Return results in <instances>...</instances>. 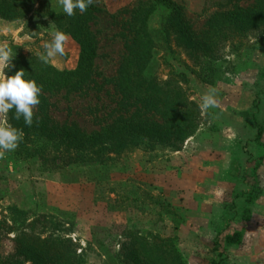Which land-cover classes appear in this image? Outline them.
Listing matches in <instances>:
<instances>
[{
    "label": "trees",
    "instance_id": "1",
    "mask_svg": "<svg viewBox=\"0 0 264 264\" xmlns=\"http://www.w3.org/2000/svg\"><path fill=\"white\" fill-rule=\"evenodd\" d=\"M249 1L227 0L196 29L184 5L176 0H137L113 16L115 22L121 14L127 17L118 22L112 36L121 43V50L112 74L107 75L97 64L102 55L96 3L83 14L77 9L74 16H67L58 0H0V19L22 22L26 31L20 34L24 43L11 42L14 67L5 69V74L12 76L23 68L25 79L43 86L31 127L22 117L14 118L15 109L7 114V122L22 129L24 136L14 151L0 158V164L8 162L14 168L12 172L0 168V208L20 187L15 172L22 165L32 184L46 176L48 181L60 176L62 183L72 185L85 179L82 172L98 174L108 181L93 183L101 188L98 202H105L109 212L123 214L133 209L150 220L149 229L130 224L120 233L99 238L102 264H191L180 245L185 240L199 241L190 229L206 220L212 240H200L205 244L200 245L197 256L201 261L195 264H222V245L243 243L242 232L226 231L239 218L247 221L251 206L264 194V88L258 78L253 102L240 110L228 108L220 122L211 111L202 114L189 85L194 76L200 84L216 87L226 75L235 74L248 52L264 48V0L246 5ZM37 19L69 34L78 48L74 67L61 69L52 61L45 64L39 59L41 53L23 54L36 37L30 33L39 32ZM104 57L110 61V55ZM163 67L169 72L166 77L160 72ZM103 93L108 103L102 101ZM73 95L102 101L98 104L107 114L96 109L98 129L87 131L76 122L53 117L57 98ZM238 118L239 124L233 120ZM220 124L230 126L235 137L227 141L232 160L220 186L222 202H217L210 216L195 201L183 205L155 195L148 167L144 180L141 175L122 174H117L119 180L111 179V168H124L135 153L141 154L145 165L168 163L203 128L225 139ZM105 183L115 186L109 194L103 189ZM39 197L34 190L25 196L23 209L10 204L11 214L3 210L0 264H89L90 254L71 237L80 221L81 204L68 200L67 206L56 209L49 200L60 202L58 197L50 192L43 202ZM6 241L13 245L9 253L4 251Z\"/></svg>",
    "mask_w": 264,
    "mask_h": 264
},
{
    "label": "rangeland",
    "instance_id": "2",
    "mask_svg": "<svg viewBox=\"0 0 264 264\" xmlns=\"http://www.w3.org/2000/svg\"><path fill=\"white\" fill-rule=\"evenodd\" d=\"M137 0H99L97 4V8L99 9V12H97V16L99 17V24L97 25V30L99 28L100 32V40H101V57L97 61V64L102 68L105 74L111 75L114 66L115 61L118 59V53L121 50V43L118 41L112 40V36L118 31V22L121 21L122 18H126L127 16L124 14H121L120 17L117 18V21L113 20V16H116L118 12H123V9L128 7L131 8L134 3ZM179 3H182L185 7V10L188 14V16L193 20L194 25L196 29H201L207 18H209L215 11L219 9L220 6H222L224 3L226 4L227 0H176ZM253 1V0H252ZM252 1L246 2V5H250ZM39 25V32L38 33H30L34 37L33 43L31 45L25 46L23 50V54L25 56L42 53L44 52L43 44L45 42H48L51 40L52 36L51 34L56 31L49 23V21L45 20H38ZM25 33V25L22 22L17 23H10L6 21H2L0 19V44L7 45L11 48V42L15 41H21V43H24V40L20 39V34ZM258 48V47H257ZM12 49V48H11ZM78 48L73 43V41L70 39L68 44L65 47V53L60 56L58 55L52 60V63L61 69L67 68V67H74L78 52ZM232 53V52H231ZM104 55H110L109 62L104 57ZM185 57L182 55L181 59H184ZM114 61L112 62V60ZM264 70V48H258L254 51L248 52L247 57L245 61L238 65L237 70L235 74H229L227 76L231 75H238L237 77H240L239 79H231L230 86L237 90L238 93L236 95H225L221 93V87L220 84L216 86L218 89V99L222 102L229 101L233 102L234 106L241 105L242 100L246 101V97L254 96L253 86L255 84V81L260 78L261 81V88H264V76H262ZM161 75L163 77H166L168 75V71L163 67L162 70H160ZM226 76V77H227ZM225 77V78H226ZM240 86V88H239ZM237 87V88H235ZM190 93L192 94V97L194 100L198 102V104L201 105L202 95L207 91L208 86L200 84L194 76H191V82L189 85ZM240 89V90H239ZM106 94L103 93L101 97L103 98L102 101L108 103L109 101H106ZM95 96L86 97V96H80V95H73L70 97L66 96H60L57 98L58 102L56 105V108H53L52 115L54 118H56L59 121H73L78 123L83 129L87 131H93L95 129H98V126L95 124V118L98 116V109L104 110V112L107 114L105 109H102V106L99 104L100 102L98 99L95 100ZM226 99V100H225ZM99 103V104H98ZM246 103L244 102V106ZM224 110V106L222 107ZM97 109V110H96ZM222 109L210 108L208 109V112H212L213 117L216 118L218 116V113L220 111L223 112ZM217 120V119H216ZM218 121V120H217ZM210 126H214L213 123L209 122ZM220 129L224 131L225 128H222L223 125L220 124ZM204 133V132H203ZM202 133V134H203ZM207 136L205 138H202V143L208 144V145H215L220 140V137L215 135H210L209 132H207ZM212 139H211V137ZM225 140V139H224ZM224 144V143H223ZM225 144H229L228 142H225ZM166 165L164 162H157L153 165H148L143 163V158L141 154L135 153L133 156L130 157L128 162H126L124 168H119L117 166H114L111 168L110 172L113 174L114 178H111L113 180H119L121 177H119L117 174H122V176H133V175H141L139 178L141 180L143 179V173L146 171V167H148L150 170H152V174H154V169L159 167H163ZM6 166V168H5ZM1 170L4 168V171H8L7 168L12 172L13 166L11 164H8V162H2L0 164ZM25 166L22 165L20 168H17L15 172V178H17L18 181H20L21 185L16 190L12 198H9L2 202L3 208H0V219L2 217V214L4 211L8 210L7 208L10 206V204L15 205L18 209L24 208V202H25V196L35 190V192L40 196L39 202H43L45 199L46 193L50 192L53 196H56L60 199L59 201H54L53 198L50 199V203L52 207H56V209H61V205L67 206L66 201H71L74 203H80L81 206H79V224L72 228V235L71 237L74 239V241H78L82 248L87 251L90 256H88L89 264H100L98 263V252L101 251L100 247L98 246V239L104 238L105 236H111L113 233H120L122 230L117 229L115 225H112L115 221H118L119 219H114L109 215H106L108 212L107 205L105 202H98V188L101 191V188L98 187L97 184H93L95 182H98V180L101 181H107V178L103 176H98V174H91V173H81L80 175H87L84 180H82L80 183L72 184V185H66L62 183L60 176H55L52 181H48L50 178L49 176H46L45 178L36 179L35 184H32L30 181H27L26 178L28 176V172L24 170ZM37 168H33L35 170ZM13 174V173H11ZM58 177V178H57ZM60 177V178H59ZM81 179L83 177H80ZM145 178V177H144ZM70 179V178H69ZM146 179V178H145ZM92 181V182H89ZM110 181V180H109ZM108 182V181H107ZM111 183H105L103 186V189L105 193L109 194L108 191L111 190V188H114L115 186L109 185ZM155 185V184H154ZM121 188H116L115 190L119 193ZM154 194L155 190L153 191ZM115 198V197H113ZM38 202V204H39ZM56 203V204H55ZM55 204V205H54ZM35 207V206H34ZM33 207V208H34ZM37 207V205H36ZM59 207V208H58ZM36 210L40 208H35ZM4 210V211H3ZM206 210H211L210 208H207ZM73 214V211L70 210ZM135 210H131L128 212V214L132 215V220H137V218H140L141 223L144 221L137 212H134ZM8 212L12 213V210H8ZM10 213V214H11ZM139 216V217H138ZM147 220V219H146ZM114 221V222H113ZM138 222V221H136ZM206 221H204L205 223ZM115 224V223H114ZM201 236L203 237V241L205 240H211L210 239V233H203V231L200 232ZM201 238L199 241L196 239L193 241L186 240V243L182 245V250L186 258L191 262V264H195L196 262H200V257L197 256V251L201 248L200 245H204L205 243ZM197 242V243H196ZM12 242L6 241L4 245V251L5 253H9L12 251ZM200 247V248H199ZM102 252V251H101ZM196 261V262H195Z\"/></svg>",
    "mask_w": 264,
    "mask_h": 264
},
{
    "label": "crops",
    "instance_id": "3",
    "mask_svg": "<svg viewBox=\"0 0 264 264\" xmlns=\"http://www.w3.org/2000/svg\"><path fill=\"white\" fill-rule=\"evenodd\" d=\"M237 76L224 77L220 84V94L224 92L225 95H236L238 93L229 84L231 79L236 78L241 80ZM253 99L254 96L246 97V101L242 100L240 107L234 106L233 102H229L226 99L224 102L219 100L220 104L217 108L222 110L223 106L225 108L223 112L220 111L218 113V116H216L217 120L223 122L228 115L226 112L228 108L240 110L244 107V102L248 106L253 102ZM233 120L237 124L242 121L240 118ZM206 130L203 128L195 138L188 141L182 151L172 154L170 161L166 165L161 168H155L154 174L149 176V178L152 177L155 180L156 195H161L172 202L174 201L183 205L195 201L197 206L201 205L202 213L205 216H210L217 202H222L220 198L222 196L220 193L222 187L220 186L225 183L223 177H226L232 160V149L225 142L233 139L235 133L231 130L230 126L225 127V140L223 137H220L218 143L208 145L202 143V138H205L208 134ZM207 208L211 210H206ZM109 214L115 220L119 219L118 221H113L115 224H112L117 229L121 228V230H124L132 226L138 229L150 228V220H146L141 216L144 220L142 223L140 218H137L136 221L138 222L134 221V219L132 220V215L128 213L120 214L108 211L106 215ZM206 225L207 220L202 225L191 227V234L202 239L203 237L200 232L203 231V233H210V239L212 240L211 231H209ZM234 232L243 233V243L241 246L232 247H225L223 244L225 261L222 264H264V194L251 206V214L247 221L239 218L226 231L228 234ZM188 241H193V239ZM185 243L186 240L181 243V249ZM98 263L102 264L99 256Z\"/></svg>",
    "mask_w": 264,
    "mask_h": 264
},
{
    "label": "clouds",
    "instance_id": "4",
    "mask_svg": "<svg viewBox=\"0 0 264 264\" xmlns=\"http://www.w3.org/2000/svg\"><path fill=\"white\" fill-rule=\"evenodd\" d=\"M67 16H74L78 9L80 14L86 12L89 6L98 3L99 0H58ZM50 41L43 44L44 52L39 54V59L47 64L58 55L65 53V47L70 40L68 33L56 30L51 34ZM12 49L7 45L0 44V158L7 152L14 151L22 141L24 132L7 122V114L15 109L16 120L21 117L26 126L33 123L34 110L40 104L39 97L42 95V85H38L34 79H25V70L21 68L14 75L7 76L5 69L14 67ZM218 89L209 86L202 95L200 105L202 114L207 115L208 109L218 107L220 104Z\"/></svg>",
    "mask_w": 264,
    "mask_h": 264
}]
</instances>
